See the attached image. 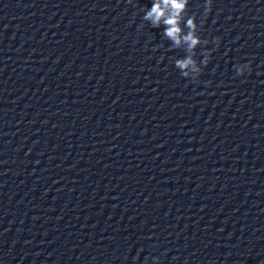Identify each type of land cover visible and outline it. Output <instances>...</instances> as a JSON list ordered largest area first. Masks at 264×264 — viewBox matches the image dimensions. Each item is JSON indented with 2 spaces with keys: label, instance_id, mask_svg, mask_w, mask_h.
Masks as SVG:
<instances>
[{
  "label": "clouds",
  "instance_id": "clouds-1",
  "mask_svg": "<svg viewBox=\"0 0 264 264\" xmlns=\"http://www.w3.org/2000/svg\"><path fill=\"white\" fill-rule=\"evenodd\" d=\"M189 0H153L151 7L144 12L143 20L148 21L153 28H158L163 22L165 25L164 35L172 42L175 47H180L181 43L187 45L189 51L195 49L201 42V37L197 34L196 16H188L186 26L189 31L182 35L180 22L183 13L186 11ZM212 0H206L204 6V15L211 12ZM216 44H219V38L216 39ZM207 65V62H206ZM175 67L180 70L183 77L187 78V69L190 67L195 70L196 62L191 55L184 59H177ZM251 71L250 64L236 66V75H243L245 71Z\"/></svg>",
  "mask_w": 264,
  "mask_h": 264
}]
</instances>
